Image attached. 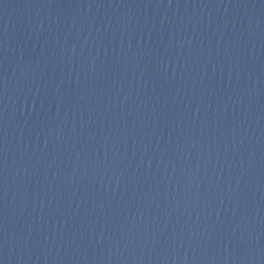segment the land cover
<instances>
[{"label": "water", "instance_id": "water-1", "mask_svg": "<svg viewBox=\"0 0 264 264\" xmlns=\"http://www.w3.org/2000/svg\"><path fill=\"white\" fill-rule=\"evenodd\" d=\"M238 0H0V264H61Z\"/></svg>", "mask_w": 264, "mask_h": 264}]
</instances>
